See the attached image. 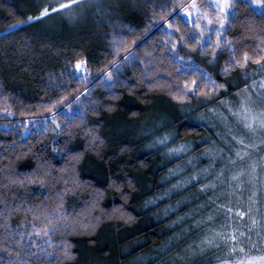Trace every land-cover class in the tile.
<instances>
[{
	"label": "trees",
	"instance_id": "trees-1",
	"mask_svg": "<svg viewBox=\"0 0 264 264\" xmlns=\"http://www.w3.org/2000/svg\"><path fill=\"white\" fill-rule=\"evenodd\" d=\"M187 1L106 0L71 18L46 0H0V264H161L186 243L158 252L174 233L164 230L167 223L189 206L153 222L150 215L166 203L143 204L165 189L163 174L183 159L163 160L161 147L150 151L153 138L209 133L177 110L185 92L212 89L168 48V29L191 52L197 48L174 13ZM44 8L48 15L28 20ZM223 45L232 61L218 57L204 67L229 93L239 82L223 65L234 74L240 64L264 61V14L234 0ZM81 60L85 81L72 73Z\"/></svg>",
	"mask_w": 264,
	"mask_h": 264
},
{
	"label": "rangeland",
	"instance_id": "rangeland-1",
	"mask_svg": "<svg viewBox=\"0 0 264 264\" xmlns=\"http://www.w3.org/2000/svg\"><path fill=\"white\" fill-rule=\"evenodd\" d=\"M46 1L51 9H63L61 14L72 18L75 13L96 10L106 0ZM165 1L167 5H173L180 0ZM233 1L227 0L232 5ZM123 2L133 4L139 0H113V4ZM161 2L159 0L158 4ZM192 3L193 0H188L174 13H178L179 18L190 26L189 35L195 40L198 52L210 47L213 51L209 55L195 53L196 50L191 52L169 29L171 40L168 48L183 69H198L212 87L204 96L195 95L194 90L188 91L186 101L177 106L178 112L189 117V122L206 127L209 133L206 139L176 140L167 133L153 138L150 151L161 147L163 160L183 159L163 174L161 182L169 184L148 198L143 208L166 203L150 215L155 222L189 206L171 218L164 228L174 233L158 252L186 240L178 253L164 261L166 264H264V128L258 124L252 129L244 126L252 122L253 116L264 119V61L255 66L244 64L234 74L225 71L224 65L232 61L230 49L223 45L232 7L221 11L215 7L217 0H202L195 1L198 10H194L190 7ZM219 3L223 5L225 0H219ZM60 5L67 7L61 8ZM251 7L256 13L264 14V8L259 5ZM218 57L223 59L222 70L226 76L239 82L229 93L225 87H219L218 91L213 87L210 81L215 84L216 81L204 67ZM242 102L248 109L247 117L242 110ZM156 113L155 117L159 119V113ZM46 118H39V124ZM156 127L163 128L161 122ZM138 133L143 135L142 130ZM204 140L208 141L206 147L192 154L196 145ZM241 140L243 144L239 143ZM194 184L196 186L188 190ZM178 193L180 195L176 199L169 200ZM233 235L235 240L231 239ZM135 260L138 264H145V258Z\"/></svg>",
	"mask_w": 264,
	"mask_h": 264
},
{
	"label": "snow or ice",
	"instance_id": "snow-or-ice-1",
	"mask_svg": "<svg viewBox=\"0 0 264 264\" xmlns=\"http://www.w3.org/2000/svg\"><path fill=\"white\" fill-rule=\"evenodd\" d=\"M240 2H247V3L249 4V6H252V5H259L261 8H264V0H240ZM209 6L211 7L212 4L210 3ZM60 7H61V8H64V7H67V5H60ZM190 7H191L192 9H194V10H198V9H197V4L195 3V0H193V3L190 5ZM215 7L220 8V10L223 11L224 9H227V8H231V7H233V5L230 4V3H228L227 0H225V3H224L223 5H221V4L219 3V0H217V3H216V5H215ZM53 11H56V9H53ZM184 11H185V13H187V8H185ZM48 13H49L48 8H44V9L40 12L39 16H36V17H31V16H30V17L28 18V20H29V21H31V20H39L40 18H42V17L48 15ZM18 23H24V22H23V21H18ZM209 23H212V21H209ZM8 27H10V28H14V27H16V25H15V24H12V25H8ZM168 27L171 28L172 25H171V24H168ZM221 27H223V22H221ZM177 31H179V29H177ZM181 39H183V37H181ZM217 46H219V44H218ZM125 59H127V57H125ZM248 59H249V58H248L247 54H245V56H244V63H247V62H248ZM257 62H258V61H257ZM236 63H239V61H236ZM240 67L243 68V67H244V64H240ZM75 68H76L77 72H79V71H81V70H83V71H87V68H86V62L83 61V60H81V61H77L76 65H75ZM209 80H210V78H209ZM210 82L212 83L213 87H214L217 91L219 90V87H222V85H216L214 81H210ZM192 84H193L194 89H195V87H197V85H196V81H193ZM188 94H189V93H187V92L184 93V95H188ZM243 103H244V102H242V110H243V112L245 113V116L247 117L248 109H247L246 107H243ZM53 106H54V105H53ZM262 115H264V114H262ZM257 124H258L261 128H264V119H260V118H258V117H256V116H253V117H252V122H251V123H245L244 126H245L246 128L252 129V128H254V126L257 125ZM239 143L243 144V141L241 140V141H239ZM237 155H239V153H237ZM240 215H243V213H241ZM231 239L235 240L236 237L233 235V236L231 237ZM68 254H69V253L66 251V255H68Z\"/></svg>",
	"mask_w": 264,
	"mask_h": 264
},
{
	"label": "water",
	"instance_id": "water-1",
	"mask_svg": "<svg viewBox=\"0 0 264 264\" xmlns=\"http://www.w3.org/2000/svg\"><path fill=\"white\" fill-rule=\"evenodd\" d=\"M75 65H76V64H75ZM72 73L74 74L75 77H77V78L80 77L83 81H85V80H87V79L90 78V74H89V73L86 74V71L81 70V71L77 72L75 66H74L73 69H72ZM5 114H6L5 112H2V113L0 114V117H1L2 115H5ZM13 117H14V116L12 115V118H13ZM17 127L19 128V127H20V124H17ZM0 128H2V126H0ZM12 128H13V125H5V126L3 127L4 130H11Z\"/></svg>",
	"mask_w": 264,
	"mask_h": 264
},
{
	"label": "crops",
	"instance_id": "crops-1",
	"mask_svg": "<svg viewBox=\"0 0 264 264\" xmlns=\"http://www.w3.org/2000/svg\"><path fill=\"white\" fill-rule=\"evenodd\" d=\"M161 264H164V263H161ZM166 264V263H165ZM174 264H176V263H174Z\"/></svg>",
	"mask_w": 264,
	"mask_h": 264
}]
</instances>
